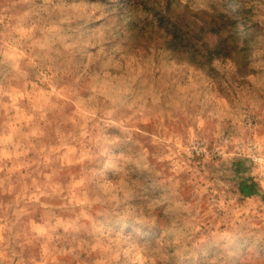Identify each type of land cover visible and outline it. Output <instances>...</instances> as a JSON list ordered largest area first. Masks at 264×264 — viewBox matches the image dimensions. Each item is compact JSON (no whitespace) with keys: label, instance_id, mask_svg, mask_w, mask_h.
<instances>
[{"label":"clouds","instance_id":"1","mask_svg":"<svg viewBox=\"0 0 264 264\" xmlns=\"http://www.w3.org/2000/svg\"><path fill=\"white\" fill-rule=\"evenodd\" d=\"M0 120V264H264V0H0Z\"/></svg>","mask_w":264,"mask_h":264},{"label":"rangeland","instance_id":"2","mask_svg":"<svg viewBox=\"0 0 264 264\" xmlns=\"http://www.w3.org/2000/svg\"><path fill=\"white\" fill-rule=\"evenodd\" d=\"M161 24H164L163 20H161ZM159 121L167 125L169 123V116L162 112ZM0 123H2V120H0ZM33 131L37 135H40L42 130L40 128H34ZM0 135H2V128H0ZM42 139L45 144L50 142L53 148L59 147L60 141L55 131L47 133ZM175 147L182 148V142L177 140ZM72 148L73 145L68 143L65 147H59V151L55 153V155L62 158V162L67 169H71L75 166ZM45 152H47V148ZM37 159H39L40 171H51L50 168L45 166L43 157L38 158L35 152H28L27 155H25L22 147L16 148L14 152L12 150L9 151L7 166H5L4 149L2 141H0V230H2L3 226L6 203L12 205L9 209L10 219H13L16 215H19L21 221L26 219L25 213L29 211V200L36 194V185L40 178L37 171L38 165L37 163H33V161ZM5 177H7V184H5ZM6 187L8 189L7 192L5 191ZM81 202L83 203L84 201ZM35 227L37 230L40 229L38 223ZM53 264H55L54 261Z\"/></svg>","mask_w":264,"mask_h":264}]
</instances>
